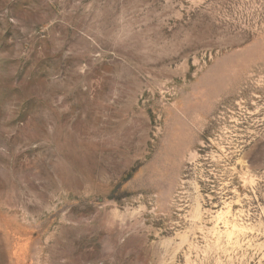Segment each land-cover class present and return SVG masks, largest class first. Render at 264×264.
I'll use <instances>...</instances> for the list:
<instances>
[{"label":"rangeland","instance_id":"1","mask_svg":"<svg viewBox=\"0 0 264 264\" xmlns=\"http://www.w3.org/2000/svg\"><path fill=\"white\" fill-rule=\"evenodd\" d=\"M0 264H264V0H0Z\"/></svg>","mask_w":264,"mask_h":264}]
</instances>
